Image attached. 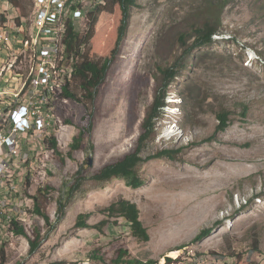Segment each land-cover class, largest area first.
Here are the masks:
<instances>
[{"label":"rangeland","instance_id":"obj_1","mask_svg":"<svg viewBox=\"0 0 264 264\" xmlns=\"http://www.w3.org/2000/svg\"><path fill=\"white\" fill-rule=\"evenodd\" d=\"M92 2L83 0L79 6L87 8ZM96 3L99 8L104 0ZM204 3L138 1L121 52L91 108L92 148L87 143L86 150L69 155L89 112L58 94L55 108L64 121L59 153L49 154L48 180H39L23 192L31 200L28 234L38 228L45 239L31 254L28 240L17 237L10 247L9 264H111L122 249L132 258L157 264H168L167 258L175 260L171 264H264V0H232L223 14L220 39L182 62L185 69L169 89L168 106L144 158L165 151L173 154L140 165L145 185L135 190L124 180L100 183L92 179L105 165L134 149L155 101V76L161 66L181 54L176 36L185 27L184 19ZM16 14L21 15L7 0H0L5 21L0 22V42L1 32L15 28ZM23 23L19 34H24L25 61L21 52L12 55L11 50H3V55L16 60L13 72L24 75L39 30L37 12ZM117 28L114 25L109 31L110 41L102 55L114 48ZM86 31L83 18L78 32L84 35ZM62 49L59 61L67 68ZM72 89L79 91L76 84ZM225 111L229 126L222 131L218 116ZM81 170L83 175L78 177ZM76 179L79 187L72 192ZM121 199L138 206L149 242L134 238L124 219L105 213ZM37 200L41 211L50 216V234L45 220L36 215ZM59 202L65 206L60 221ZM81 214H90L88 223L94 228H76ZM104 221L108 224L102 226ZM208 228L213 233L194 243ZM94 252L105 261L92 258ZM174 252L180 255L172 257Z\"/></svg>","mask_w":264,"mask_h":264},{"label":"trees","instance_id":"obj_2","mask_svg":"<svg viewBox=\"0 0 264 264\" xmlns=\"http://www.w3.org/2000/svg\"><path fill=\"white\" fill-rule=\"evenodd\" d=\"M9 4L21 15L16 20L19 28L24 27L23 21L29 20L35 8V0H7ZM139 0H104L96 12L87 15V31L81 35L76 25L68 21V28L63 49L60 51L62 57L70 54L75 55L74 74L71 81H66L61 98L72 100L85 106L89 114L83 117L82 127L79 134L74 137L70 145L69 155L75 151H84L87 149L92 137L94 128V114L91 108L94 106L97 93L104 84L107 73L112 62L121 52V47L127 37L130 23L133 17V10L137 7ZM232 0H205V3L199 7L193 15H188L184 19V29L178 32L176 43L181 54H177L171 62H168L159 68L158 74L155 76L156 81V97L153 105L149 108L146 118L141 126V133L135 141L132 151L124 155L114 163L105 165L99 172L92 176L96 182H109L113 179L124 180L128 187L132 189H140L145 185V181L139 174V167L147 160L160 158L172 152H163L144 158L146 150H148L150 141L155 134L157 124L161 120L164 111L167 108V99L169 97V89L180 78L182 65L186 59H193V52L211 47L214 44V36L222 32L224 29L223 14L226 7ZM82 1H79V5ZM80 8V6H79ZM72 11V9H71ZM0 22L4 23V16L0 15ZM15 23V21H14ZM15 25V24H14ZM117 25V35L114 48L110 54L102 55L103 50L107 47L110 37H107L112 26ZM108 38V39H107ZM66 58V57H65ZM77 85L78 92L72 89L73 85ZM220 129L225 131L229 126V116L225 111L219 114ZM47 143L48 150L52 153L58 151V141L56 138L49 139ZM83 175V171L78 172V177ZM73 184L72 192L79 187V181ZM49 189V188H47ZM57 220L62 219L65 206L58 203ZM36 215H40L48 226V234L53 230L50 224V216L41 211V206L37 200L35 206ZM110 218H122L130 225L131 234L134 238L142 242H149L150 235L144 227L140 219V210L138 206L127 200H119L105 210ZM90 214L79 215L76 221L77 229L94 228L88 223ZM13 222V231L16 237H24L28 240L30 253L33 254L40 248L45 238L41 235L40 229H35L31 235L28 234L25 223ZM108 224L107 221L101 223L102 226ZM25 225V226H24ZM99 229V226L95 227ZM212 228L204 229L194 239V243H199L208 238L213 233ZM47 234V235H48ZM14 242V241H12ZM11 243H5L0 247V264H9L11 261L12 246ZM258 242V240H257ZM92 258L105 261V257L99 252H94ZM175 260L167 258V263H174ZM111 264H157L154 261L144 262L140 259L132 258L127 250H120L117 257L111 261Z\"/></svg>","mask_w":264,"mask_h":264},{"label":"built area","instance_id":"obj_3","mask_svg":"<svg viewBox=\"0 0 264 264\" xmlns=\"http://www.w3.org/2000/svg\"><path fill=\"white\" fill-rule=\"evenodd\" d=\"M79 1L82 0H45L47 12L44 21L41 23L39 37V54L42 60V69L40 71V83L38 91L29 96L20 120L16 124H8V115L12 107L17 103L16 94L11 93V88L3 87L9 92L10 105H0L1 125H10V131H13L12 139H5L0 144V190H6L5 202L0 204V231L11 232V228L6 226V210H13V217L20 215L19 187L20 182H26L37 169L39 153L46 146V133L57 131L59 115L55 108L56 100H59L58 92L55 90L56 79H65L71 81L74 74L75 55H68L67 68L62 71H55V51L58 45V33L61 29L62 8L65 4H72V13L69 14L78 30L81 20L86 22L87 15L93 14L98 5L96 0L87 3V8H79ZM4 13V12H3ZM15 28H7L2 33V42L0 43V61L1 51L11 50L21 52V61H25V39L24 34H19V25ZM218 35L214 40H218ZM18 79L17 72H13L12 78ZM18 158L26 159V166L23 169H16Z\"/></svg>","mask_w":264,"mask_h":264},{"label":"bare ground","instance_id":"obj_4","mask_svg":"<svg viewBox=\"0 0 264 264\" xmlns=\"http://www.w3.org/2000/svg\"><path fill=\"white\" fill-rule=\"evenodd\" d=\"M35 4H36V10H37L38 22H39L38 32H40L41 23L44 21V18L46 16L47 5H45V0H35ZM71 9H72V4H65L64 8H62L61 29H60V33H58V45L55 51V62H57L55 63V71L63 70V66H61L59 61L58 53L59 50L62 48L63 42L66 37L67 28H68L67 23L70 19L69 14L72 12ZM3 52L4 51H1V61H0V105H10L9 92H6V89L3 87L5 86L7 88H11V93L16 94L17 103H15V105L9 111L8 124H16L20 120V115L23 113V105L26 104L28 97L33 96L38 91V85L40 83V71L42 69V60H41V55L39 54V37L36 34V36H34L32 40V49H31L32 61L29 65L28 71L24 75L17 73L18 79L5 80V78H12L13 76L12 68H14V66L16 65V60L14 58H9V56L8 57L4 56ZM65 82H66L65 79H56L55 90H57L58 94L62 93V88ZM18 111L19 113L16 114V112ZM63 126H64V121L59 116L58 119L59 129H57V131H51L46 133V140H47L46 146L39 153L38 161H37V169L33 172L30 178H26V182H20V188H19L20 215L15 220V218L13 217V210H6V217H7L6 226L7 228H11V232H7L6 235H4V232L0 231V247H2L3 244L5 245V243H11L17 238L13 231L14 221L21 223L23 222L26 224V226L30 225L29 223L31 222V216L28 214V212L30 211L28 201L30 203L31 200H27V197L25 198V196L23 197L24 188H26L29 185H33V184L35 185L36 183L39 182V180L42 183L48 180L49 168L47 166L48 165L47 163L49 161V154L51 152L48 150L47 143L50 144V142L48 141L51 138H56V140L59 142L58 137L59 134L61 133ZM12 138H13V131H10V125H1V121H0V144H3V141L5 139H12ZM25 166H26V159L18 158V160L16 161V169H23ZM5 198H6V190H0V204L5 202ZM178 255H180L179 252H174L171 254L172 257H177Z\"/></svg>","mask_w":264,"mask_h":264},{"label":"water","instance_id":"obj_5","mask_svg":"<svg viewBox=\"0 0 264 264\" xmlns=\"http://www.w3.org/2000/svg\"><path fill=\"white\" fill-rule=\"evenodd\" d=\"M89 161H90V162H89V165H92V164H93L92 160L90 159Z\"/></svg>","mask_w":264,"mask_h":264},{"label":"crops","instance_id":"obj_6","mask_svg":"<svg viewBox=\"0 0 264 264\" xmlns=\"http://www.w3.org/2000/svg\"><path fill=\"white\" fill-rule=\"evenodd\" d=\"M13 12H14V10H13ZM16 16H18L17 14L15 15V16H13V17H16Z\"/></svg>","mask_w":264,"mask_h":264}]
</instances>
